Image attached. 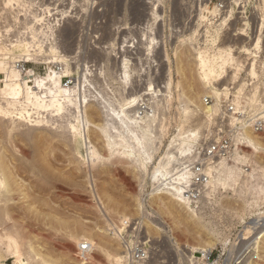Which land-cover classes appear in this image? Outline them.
<instances>
[{
	"label": "rangeland",
	"instance_id": "374dc122",
	"mask_svg": "<svg viewBox=\"0 0 264 264\" xmlns=\"http://www.w3.org/2000/svg\"><path fill=\"white\" fill-rule=\"evenodd\" d=\"M4 1L0 0V29L33 25L32 29L36 27L38 32L41 29L43 32L52 29L56 36L43 38V41L38 39L40 42L21 41L22 44L0 42V53L10 52L13 54V60H25V54L31 51L40 52L38 55L49 58L56 50L60 55L70 56V73L72 71L78 79L83 70L89 69L88 78L95 86L90 87L92 101L88 107L93 121H103L102 115L97 114V92L102 90L101 94H107L105 97H111L109 100L119 105L120 102L122 104L131 99L132 95V98H138L141 97L142 91L147 92L153 88V105L159 116L156 124L154 123L157 134L153 151L155 159L164 155L183 124L194 126L198 122L196 116L190 118V122L185 121L184 107L186 108L187 97L192 99L190 108H204L217 102L216 98L206 94L199 79L197 62L193 55L194 48L206 45L217 47L224 42L235 46L244 43L241 39H218V34L221 33L216 29L215 17H222L218 15V9L215 7L220 0H25L29 4L28 8H23L24 4L21 5V2L25 3L24 0H13L11 7H4ZM226 1L255 7L262 0ZM40 4H43V7H40ZM44 7L51 8V15L44 13ZM30 10H33L32 13L35 11L33 14L39 13L40 17L44 15L43 17L47 18L45 17V21L40 25L35 24L37 18L35 19L33 14L29 12V17H25ZM154 12L161 16L156 18L152 14ZM30 18L34 19V24ZM16 20L22 24L15 25ZM150 22L154 28L153 36L157 39L154 45L151 41L152 35L147 32L146 27ZM214 37L219 40L218 43H213ZM132 38L137 39L134 47L130 46V43H133ZM53 46L54 50L50 48ZM71 56H76L77 61ZM48 60L30 61V65L41 71V67L48 63ZM121 63L130 70L128 83L122 82L120 78L121 69L124 67ZM151 63L154 67H151ZM233 74L235 71L230 69L229 76L226 75L224 79L227 83L223 85L226 89L225 93L220 95V106L224 100H232L233 93H240L234 89L245 85L251 75L237 74L234 82L231 79ZM169 78H172L170 88L166 86ZM229 83L237 86L229 89ZM84 84L88 86L86 82ZM243 87L240 90L247 94L248 90ZM205 97L212 98V102L206 104ZM221 112L213 117L210 124H214L221 117L219 114L222 115L223 110ZM1 125L0 121V172L7 183L12 182L8 186L10 192L13 190L10 193L13 199L8 206L12 212L10 216L14 218L10 219L12 222L16 220L17 226L31 240L32 246L40 253V257L43 256V260L79 264L77 246L83 240L93 239L97 242L106 241L121 253L119 242L109 234L107 226L128 217L142 222L143 235L151 241L153 258L149 264H187L185 247L214 249L217 264H264V240L262 239L260 247L255 250V240L252 239L254 231H251L250 226L244 229L250 217L246 201L249 192L247 187H244L245 193L237 184L235 189L230 186L219 187L217 202L206 203L205 208L201 210L202 221L207 227L203 229L187 217L184 205L176 203L169 194L152 193L153 185L149 175L145 176L130 162L125 163L127 160L113 164L105 159L106 163L104 158H101L97 164L99 166L95 165L92 169L89 168L90 165H83L86 156L82 154V144L78 140L73 141L69 135L54 132L53 128L48 126L34 131L30 138L29 135L20 133L10 136L4 133ZM206 129L205 126L203 132ZM90 130V139L100 150L104 146L103 136L92 127ZM76 148L84 161L76 153ZM104 150L103 148L100 151L105 155ZM255 159L258 163L261 161L259 164L264 166V156ZM262 189L264 187H261ZM99 205L105 208V211H101L102 207ZM106 209H111L116 218L106 214ZM123 214L124 218L122 216L119 219ZM141 219H144L145 223ZM5 250L4 262L13 264L15 256L6 255ZM37 259H40L39 256ZM104 259L102 249L95 247V252L90 255L87 263L105 264Z\"/></svg>",
	"mask_w": 264,
	"mask_h": 264
},
{
	"label": "bare ground",
	"instance_id": "6f19581e",
	"mask_svg": "<svg viewBox=\"0 0 264 264\" xmlns=\"http://www.w3.org/2000/svg\"><path fill=\"white\" fill-rule=\"evenodd\" d=\"M12 1L13 0H5L4 1V4H5L4 7H9ZM25 3H26V1H25ZM25 3L21 2V5L24 4V6L22 5L23 8L24 7L28 8L29 4L26 3L27 6H25ZM30 5H32V4H30ZM1 6H2V4H1ZM4 7H2V8L4 9ZM13 7H15V6H13ZM203 8L205 9V7H203ZM215 8H217V7H215ZM5 9H7V8H5ZM50 9L51 8H45L44 7L43 10H46L44 13H50L52 11V10L50 11ZM260 9L263 13V18H264V0L261 1ZM32 11L30 10L27 13L29 14V12H30V14H33L35 12L34 11L32 13ZM14 13H15V11H14ZM201 13H202V11H201ZM38 14L37 15L33 14L35 16V19L40 17ZM152 14L155 15L156 18L161 16V15L158 16L159 14H157V12H154ZM49 15H51V13ZM43 16H42V18H44ZM16 17H17V15H16ZM32 18H30L31 23L34 24V21H33L34 19L32 20ZM15 19H17V18H15ZM27 23H28V21H27ZM11 27H13V26L11 25ZM26 27H27V25H26ZM31 27L33 28V25ZM37 28H38V26H37ZM38 30H36V31H38ZM48 32L47 31L43 32V30L41 29L40 34H41V36H47ZM208 34H210V33H208ZM51 37H53V36H51ZM185 38H187V37H185ZM42 39H40V40L43 41L44 39L43 40ZM189 39L191 40L192 37H190ZM241 39H243V38H241ZM155 40H157V39H155V37L152 36L151 41H152L153 45H154V43H156ZM37 41H39V40L37 39ZM212 41H213V43H214V41L218 43V41L215 39V37L212 39ZM241 41H243V40H241ZM10 43H11V41H10ZM19 43H21V42H19ZM147 43H149V42H147ZM152 43H150V44L152 45ZM219 43H221V42H219ZM9 45H11V44H9ZM30 45H31V43H29V46ZM34 46H36V44H34ZM54 46L50 47V48L54 50ZM148 46H150V45H148ZM13 48H15V47H13ZM121 48H123V47H121ZM153 48H151V49H153ZM194 49H195V51H194L193 55H194L195 60L197 62L196 64L198 67L197 71L199 74V79L205 88L206 94L210 95L213 98H216L217 102L214 104H210L208 106H205L206 108L205 107L200 108L201 106H199V108L198 107L190 108V106H191L190 103H192V101H191L192 99L187 97L186 98L187 100L185 102L186 108L184 107V110L186 109L184 112L185 113V121L188 122L190 118L196 116L195 118L198 122L196 121L197 123L195 122L196 124L194 126H191L189 124L187 125V123H186V125L183 124L181 126L178 134L174 137V139H172L171 143H169L170 144L169 148H167V151L164 153L163 156H161V158L155 159L154 155H153L154 145H155L154 142H155L156 135H157L155 132V127H156L155 122L159 116L157 115V112H155L153 115L148 116L146 118H139L136 116V114H135L136 109L135 108L137 105V100L140 98V96L138 98H135V97L132 98L133 97V95H132V97H130L131 99L125 100L124 103H122V104L120 102V104L117 105L116 103H114L115 101L113 102L112 100L111 101L109 100L111 97H109V99L107 98L108 96L105 97L107 94L105 96H104L105 93L101 94L102 90L100 92H97L98 96H96V98H95V99H97L96 109L98 108V111H99V112H97V114L100 113L103 117V121L101 123H99V122L97 123V122L93 121L91 114L89 115V113H88V107L90 106V103L92 101V99L90 97L91 96L90 93H92L90 87L93 86L95 88L91 79H89L90 77L88 76L89 75L88 74L89 69L83 70V72L81 73V75L78 79L77 84L75 83L72 87L67 89V88H62V87L56 88V87L52 86V83H55V84L59 83V76L56 73H54L52 71V69H50L52 67H49L50 71L49 72L47 71L44 76L38 78L37 88H39L44 93V95L39 96L37 91H36L37 88H30L28 85L24 86L19 82L20 72L18 71L17 67L12 62V60H13V58L11 57L12 53H9V56H7L8 54H4L3 56H0V72H3L6 74V79H5L4 85L3 86L0 85V96L4 97L5 102L7 103V105H5V106H0V121L2 122V125H1L3 127L2 129H4L3 131H5L4 132L5 134L7 133L10 136H13L14 133H16V134L20 133L22 135L23 134L27 135V136L29 135V138H30V136H32L31 134L34 133V131L39 130V129H45L46 127L49 126L50 128L51 127L53 128L54 132L56 131V132H59V133L64 134V135H69L70 137H72L71 139H73V141L78 140L83 145V141L84 142L87 141V136H83V134L81 133V123L85 122V119H86L87 124H88L89 148L87 151V156L85 157V155H84L86 161L83 162V165H85V166L88 165V167L90 165L91 167H89V168H92L93 166H94L93 168H95V165L99 164L98 162H100L103 158H104V160L106 159V160H108V162L110 161L113 164L115 162L116 163L122 162V161L124 162V160H127V161H125V163L130 162L134 166V168L136 167L137 169L141 170V173L145 174V176L149 175V177H150L149 179L152 181V185H153V190H152L153 192L152 193L169 194L172 197V200H174L176 203H178L179 205H182V206L184 205V207L187 209V211H186L187 217L191 221H193L194 223L199 225V227L204 229L206 227V224L203 223L202 216L200 215L199 212L196 211L195 208H192L191 205H189L186 201H184L182 199L181 193H180V188L177 186H171V187H168L166 189H163L161 187V185L164 183V179H165L166 173L168 171L167 168L172 164V162L175 159H177L180 155H183V154H186L187 152H189L191 146H193V144L200 137H202L204 135L205 131L203 132V128L205 126L208 128V125L210 124L213 117L215 115H217L219 112L222 113L221 111L223 110L222 109L223 107H222V105L220 106L219 102H220V100L222 101V99L220 98V95L222 93H225L224 90L226 89L223 86L224 84L226 85V83H227V82L225 83L224 79H225L226 75H228V72H230V69L234 68V63H236L238 61L237 60L238 57L236 56V54L234 52L233 45L225 44V42L220 44V46H217V47H208L206 45L204 47L199 46V47L194 48ZM36 50H38V49L36 48ZM147 50L149 51V47H147ZM32 52L33 51L25 54L26 55L25 57H27V59L26 58H23V59H26L29 62L30 61H37L40 59H45V61L50 59L51 62L61 60L62 62H64V65L66 66L65 72L66 73L70 72V63L68 60V58L70 56H68L66 54L60 55L61 53L60 54L57 53L58 51H56V50H54L53 56H51L49 58L47 56H46L47 58L44 57L45 55L44 56L38 55L40 52L39 53H37V51L35 53H32ZM16 56L17 55H15V57ZM19 58H20V55H19ZM72 58H74V56ZM75 58H76V56H75ZM150 59H151V57H150ZM51 62H49V60H48V63H51ZM121 64H122L121 66H124L123 63H121ZM87 68H88V66H87ZM121 71L122 72L120 73L121 74L120 78L122 79V82L128 83L130 81V70L128 69V66L125 65L121 69ZM232 72H233V70H232ZM249 73L253 77L258 75V72H257L255 67L251 68V70H249ZM237 74L238 73L235 72V74L231 75L232 76L231 79L234 82H236ZM82 78H85V79H82ZM119 81H120V79H119ZM84 82H86V84H88V86L85 85ZM82 84H84V87H82ZM171 85H172V78H169V80L166 82V86L170 88ZM243 86H244V84L241 85L240 89H242ZM240 89H238V90L240 92H242ZM144 93H146V92L142 91L141 95H143ZM21 97H23L25 101L33 104V106L36 109H38L40 112H42L41 120H35V121L28 123L24 120H19V119L13 118L10 115L11 112H10L9 108L14 107V105L18 103V100ZM256 98H257L256 93H254L250 97V100L255 101ZM232 100L237 105H239L240 97L238 95L233 93V99ZM193 103H194V101H193ZM92 107H94V106H92ZM95 112H96V110H95ZM68 114H71L72 120L65 122V118ZM52 115H57L58 118H60V120L62 119L63 123L53 125ZM219 115L221 116V114H219ZM91 127L94 128V130H98L101 133V135L103 136L104 146L103 145L102 146L105 149L104 152L107 153V155L105 153L106 156L103 153H102L103 155L101 154L102 151H100V150L103 148H101L99 150V148H98L99 146L96 147L94 145L95 143H92V140L90 139L91 135L89 133L92 130V129L90 130ZM162 129H163V127H162ZM246 134H247L248 146L251 148V155L257 159H258V157L264 156V131H263V133L261 132L258 134H256V133L253 134V133L247 131ZM102 144H103V141H102ZM85 145H86V147H88L87 144H85ZM155 150H156V147H155ZM75 151L79 155L80 158L83 157L79 153L78 148H76ZM82 154H84V153H82ZM124 157L126 159H124ZM106 160H105V162H106ZM83 161H84V159H83ZM257 163H258V161H257ZM259 163H258L259 167L262 168L263 166L260 165ZM97 166H99V165H97ZM0 168L2 169L1 166H0ZM262 171L264 172V169ZM90 176H92V174ZM241 176H242V174H241L240 169H238V168L236 169V167L226 165L222 169V171L213 175V178L209 183L208 193H211L213 191H217L219 189V187H221V186H230V187H232V189H235V187L237 185L241 191H244L245 190L244 187H246V186L244 184L243 185L240 184V182H241L240 180H243V179H241ZM91 180H92V177H91L90 181ZM6 181L7 180L4 178L3 174H1V172H0V264H6L4 262V255H3V250H5V249H6L5 250L6 255L13 254L15 256V260H14L13 264H62V263L56 262L57 260L54 262H49L50 260L47 261L45 258H44L45 260H43L42 259L43 256H41L42 257L41 258L40 253L38 251H36L35 247L32 246L31 240L27 237V235L24 234L23 231H21L20 227L17 226L16 220H15V222L11 221L10 218H14V217L10 216L11 210H9L8 205H9V202L13 199L11 194H10L13 191L12 190L13 188L10 189V190H12L10 192L8 185H11L12 182L9 184ZM245 182L247 183V181H245ZM158 184H159V186H157ZM239 185H241L242 188ZM252 187H254V186H252ZM237 192H238V188H237ZM244 193H245V191H244ZM238 194H240V193H238ZM241 194H242V192H241ZM94 195H95V193H94ZM220 206H222V205H220ZM100 207H102V206H100ZM101 211H105V208L102 207ZM110 211H111V209L110 210L106 209V214L109 213L110 216L113 215L114 217L112 216V218L115 219L116 218L115 215L112 213V211L110 213ZM143 212H142V214H143ZM11 214H12V212H11ZM104 214H105V212H104ZM122 216L124 218L125 214L119 216V219ZM146 216H147V214H146ZM142 217H144V216H142ZM142 221L144 222V219ZM141 224H142V222H141ZM255 231H256V233H255L254 239H253V241L255 240L253 247L255 248V250H257L260 247V243H261L262 239L264 240V227H257ZM91 242L94 243L95 247H99L100 249H102V251L104 253V257H105V259H104L105 264H119L118 258L121 255V253L116 251V249H113L114 247H111L110 244H108V242L106 243V241L105 242L103 241V243H101V242L95 241L94 239L91 240ZM3 245H4L5 249L2 250ZM192 249H196V248L192 247ZM203 249H209V248H203ZM38 253H39V255H38ZM37 256H39V258H40L37 260L38 261L42 260V261L38 262L36 260ZM89 257H88V260H89ZM79 264H86V262L82 260V261H80Z\"/></svg>",
	"mask_w": 264,
	"mask_h": 264
},
{
	"label": "built area",
	"instance_id": "2783aa9c",
	"mask_svg": "<svg viewBox=\"0 0 264 264\" xmlns=\"http://www.w3.org/2000/svg\"><path fill=\"white\" fill-rule=\"evenodd\" d=\"M39 6L43 7V4ZM260 6L261 3L251 7L249 4H235L226 0H220L217 3L218 15L222 17L221 19L215 17L217 20L216 29L221 33V35L218 34V39L221 41L227 39L238 41L243 38L241 40L244 42L240 46L233 45L238 61L234 63L232 70L238 75L245 74L246 76L249 75V70L255 67L258 75L255 77L249 75L244 85L248 90L247 94L242 92L236 94L240 97L239 105L233 100H224L221 117L214 124L209 125L204 135L191 146L189 152L180 155L172 162L167 168L164 183L161 185L163 189L171 186L179 187L182 199L202 214L201 210L205 208L206 203L217 202V191L208 193L209 183L213 175L222 171L226 165L230 166V164L240 169L243 176L241 184H244L249 190L246 201L250 217L245 223L244 229L250 226L251 231H254L253 238L256 228L264 227V189L261 190V187H264V172L262 171L264 166L259 167L256 159L251 155L246 134L247 131L253 134L264 131V18ZM27 17L28 13L26 14ZM39 18L36 19L35 24L40 25L45 17ZM16 24L22 23L15 21ZM48 31L47 36H41V31L38 32L32 27L0 29V42L17 43L55 35L54 30ZM147 32L152 36L154 35L152 23L147 24ZM218 39L217 41H219ZM132 40L133 43H130V46L134 47L133 44L137 42V39L132 38ZM9 53H0V56L4 54L9 56ZM26 59L12 60L20 72L19 82L24 86L37 88L38 78L44 76L50 69L59 76V83H52L53 87L68 89L78 82V78L72 72H65L66 66L60 61L46 63L40 71L32 67ZM151 64V67H154L153 63ZM49 66L52 68L49 69ZM5 79L6 74L0 72V85H4ZM234 88L235 84H230L229 89ZM152 89L150 88L137 100L135 114L139 118H146L157 112L153 105ZM234 90L239 92L238 88ZM36 91L39 96L44 95L39 88ZM254 93H256L257 98L252 101L250 96ZM204 102L210 104L212 98L205 97ZM5 105H7L5 98L0 96V106ZM9 109L13 118L28 123L41 120L42 112L30 102L25 101L23 97L18 100L14 107ZM71 120V114H68L65 122ZM52 121L53 125L63 123L57 115H52ZM81 133L83 136H87V141H83L82 145L84 154L87 156L89 139L86 119L85 122L81 123ZM243 230L240 232L242 233ZM108 231L119 242L121 248V255L118 258L119 264H149L151 262L153 248L151 241L143 235V225L139 220L124 218L118 222H112L108 226ZM252 239L250 244L253 243ZM236 241L238 242V239ZM185 250L187 251L185 255L187 264H217L212 248L192 249L185 247ZM94 252L93 242L81 241L77 246L78 262L83 260L86 264H90L87 263V260Z\"/></svg>",
	"mask_w": 264,
	"mask_h": 264
}]
</instances>
